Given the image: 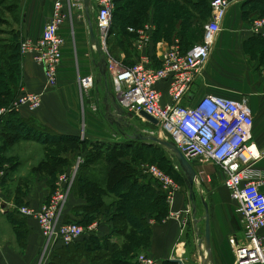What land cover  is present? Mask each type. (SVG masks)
<instances>
[{
    "label": "crops",
    "instance_id": "0c3cea01",
    "mask_svg": "<svg viewBox=\"0 0 264 264\" xmlns=\"http://www.w3.org/2000/svg\"><path fill=\"white\" fill-rule=\"evenodd\" d=\"M55 1L19 0L17 11H7L16 13L12 20L2 16L4 22L8 24L11 22L10 26L15 29L18 40L15 41V47L12 45L13 42L10 43L9 48L0 45V94L7 95L9 90H13L10 95L11 103L23 91L40 93L42 97V104L38 109L30 110L26 106H19L3 117L6 118L11 113L13 115L10 114L9 120L20 118L45 126L56 133L81 135L86 140H120L121 136L114 129L108 126V132L99 129L103 126L100 121L102 118L93 113L97 111L91 109L98 97L102 103L104 102L103 87L92 90L89 96L85 97L83 105L81 103L78 77L95 74L96 63L100 56L97 57L98 52L92 49L87 13L81 12L78 2L72 7L70 16L60 27L64 40L63 56L58 67L55 87L47 86L42 67L34 62L30 54H23L18 48L22 39H37L41 36L50 19ZM63 1L67 3L66 0ZM197 1L201 0H195ZM202 1L209 6L212 0ZM250 4L245 6L234 4L227 11L203 76L194 87L192 98L186 100L185 104L193 105L208 94L235 100L246 97L254 117L252 142L256 144L261 154L254 168L264 176V51L260 49L263 46L261 41L264 39V27L259 34L252 29L254 18L258 17L259 12H264L262 11L264 6L259 5L260 11L259 9L253 11L248 8ZM165 9L166 6H163L162 11H159L161 44L167 45L179 39L182 47H189L201 41L204 26L212 17V11L180 13L181 11H165ZM156 12L153 9L148 12L150 19L156 21ZM196 25L199 29L193 32L192 28ZM258 35L262 39L258 40ZM13 47L15 51L11 52ZM10 66L13 69L16 66L18 69L19 78L16 85L9 80ZM160 89L163 93V102H168L167 85L161 84ZM103 106L105 107L104 104ZM101 115L106 119L103 113ZM83 121H86L85 127ZM52 146L57 145H44L35 140L10 141L5 134L2 135L0 129V264H51V255L57 244L46 247L45 237L37 218L22 216L17 208L22 204H29L38 209L50 198L54 189L55 175L59 174L62 168L69 169L68 166L75 153L70 150L63 151L59 155L60 161L54 163L50 156H46L45 151ZM220 175V172L216 173L215 185L204 184L203 189L210 214L212 253L210 264H233L235 254L232 240L242 236L243 226L240 214L237 212L238 202L231 198L230 191L224 185L225 173ZM208 178L210 180L209 175ZM153 186L160 196L164 195V199H168V203L165 204V214L161 215V212H158L157 216H154L147 212L144 215L151 230L146 235V244L142 247L141 254L153 257L156 264H164L173 259L181 260L182 264H195L196 261L185 259L191 254H188L190 231L187 218V192L179 188L168 198L166 190L160 184ZM261 189L264 190V185H261ZM154 202L148 201V210L157 209L160 205L158 201ZM89 205L90 201L84 194L73 193L68 198L62 217L83 223L85 221L82 213L88 212L84 208ZM101 218L103 219L97 220L98 237L109 236L111 241L119 245L122 240L130 239L119 233L111 235L114 230L111 215L103 214ZM203 221L201 219L197 227L194 224L198 230L195 234L198 249L200 235L204 232V230L200 232L201 227L198 225ZM127 231L131 232L129 228ZM260 233L264 237V228ZM198 254L200 255V250ZM192 256L195 260V254ZM74 264H89V261L84 256ZM199 264H202V260Z\"/></svg>",
    "mask_w": 264,
    "mask_h": 264
},
{
    "label": "built area",
    "instance_id": "2783aa9c",
    "mask_svg": "<svg viewBox=\"0 0 264 264\" xmlns=\"http://www.w3.org/2000/svg\"><path fill=\"white\" fill-rule=\"evenodd\" d=\"M66 1L67 3L63 0L54 2L52 14L40 37L24 38L19 45L23 54H30L34 62L42 67L47 86L52 87L57 84L58 67L63 56L64 40L60 27L70 16L76 2L81 12L87 13L84 0ZM245 1L247 0H212V17L204 26L203 38L188 49L181 46L179 39L167 45L161 44V41L155 43L154 33L157 26L152 21L140 26H129L128 31L135 38L133 46L137 56L131 65H124L108 57L104 49L105 38L113 21L115 0H91L89 13L91 21L95 22L93 26L96 37L104 49H101L102 53L106 56L107 82L117 102L125 110V118L117 124L106 111L105 100L102 103L99 97L93 102L91 109L101 111L106 119L115 123L118 128L115 132L123 137L127 133L136 134L135 132L142 131L132 120L138 116L149 121L140 114L141 110H145L158 120V124L149 121L158 131H142L144 134L161 137L163 133L190 162L201 160L218 163L225 173L224 185L230 191L231 198L238 202L237 212L243 226L242 236L232 240L235 254L233 264H264V237L260 233L264 228V190L261 189L264 176L254 168L261 154L252 142L254 117L249 101L246 97L235 100L208 94L193 105L185 104L186 100L192 98L193 89L203 76L227 11L234 4ZM94 12L96 16L92 18ZM263 27L264 17L258 15L253 20L252 29L259 34ZM90 43L92 49L98 52L96 44L92 41ZM96 68L98 69L97 66ZM99 76V69L95 74L79 75L82 105L85 97L97 87H103L106 94L105 79L99 81ZM163 83L167 85L169 95L166 103L163 102L160 89ZM41 104L40 93L23 91L9 107L0 108V121L5 114L19 106L36 110ZM127 113H132V117L126 115ZM83 126H86L85 121ZM81 160L79 157L75 167L58 174L50 198L38 209L29 204H22L17 208L20 215L37 218L46 247L57 243L67 245L86 233L97 232V221L85 226L77 222L63 221L62 217L68 198L73 192ZM141 172L158 181L166 190L168 198L179 189L157 164H142ZM138 263L156 264V260L147 254H141Z\"/></svg>",
    "mask_w": 264,
    "mask_h": 264
},
{
    "label": "rangeland",
    "instance_id": "374dc122",
    "mask_svg": "<svg viewBox=\"0 0 264 264\" xmlns=\"http://www.w3.org/2000/svg\"><path fill=\"white\" fill-rule=\"evenodd\" d=\"M17 3V0H0V45L4 48H9L11 46V42L14 43L12 45L15 47V41L18 40V37H16L15 35V29H12L10 26L11 22L8 24L4 22L2 18V16H4L6 19L10 18V20H12L11 18H14L16 16V13H8L6 11V7L9 8V11H17ZM115 5L116 14L105 38L104 49L108 57H112L113 60L119 61L124 65H129L135 59V51L133 46L135 38L133 35L129 36L125 33L126 27L130 24L135 26L136 21H139L141 23L150 20L151 17L148 14L150 10L153 9V11H157L155 14V19L158 22V26L160 25L159 11H162L163 6H166L165 11H181L180 13H182V11H212L211 4L209 6L207 3L203 5H196L194 4V2H192V0H117ZM248 8L252 9L253 11H257L256 9H259V6L248 5ZM258 11H260V9ZM95 16L96 13L94 12L92 18H95ZM260 16L264 17V13ZM92 23L93 25H95L94 21ZM198 29L199 27L196 25L192 28V31L196 32ZM100 46L103 49L102 44H100ZM260 49L261 51H264V46H262ZM10 51H15V48ZM99 56L100 55H98L97 57ZM96 71L98 72L97 68ZM9 72L11 73V78L9 79L10 83L16 85L19 78L17 73L18 69L16 68V66L14 69L12 68V66H10ZM200 80L201 79H199V81ZM12 91L13 90H10L11 93H13ZM1 95L2 97L0 101V106L9 107L12 104V101H10V96L8 94H0V96ZM93 113L99 116L100 119L102 118V120L100 121L103 126H100L99 129H104L106 132H108V126L110 127V129H114V131H117L118 128L115 123H111L108 119L103 118V115H101V113ZM132 123H135L142 131H158L155 125H152V123H150L149 121L142 120L138 116H136L132 120ZM87 130H89V127L87 128ZM142 131H137L135 133L144 134ZM106 135L109 136L107 133ZM127 135L135 136L134 133ZM161 135L165 137L163 133ZM117 142L120 144H118ZM148 143L150 144L139 143L134 141L128 142V140H126V137L121 136L120 140H88V143L68 142L67 144L62 146H52L51 148H49V150L45 149V151L46 156H50L54 163L60 161L59 155L63 151L70 150L75 153L72 158L71 164L68 166L71 169L72 167H75L77 165L79 157H81L82 160L78 167V174L75 181L73 193L84 194L89 201H95L96 203V209H93L90 212L82 213L84 221L87 223V225L89 223L91 224L94 221H97L98 219L102 220L103 218H101V216L103 214L111 215V217L115 218L119 222L121 220V213L124 212L123 202L117 197H115L113 194H110L108 192L109 185H111L113 181L123 173H129L134 175V177L138 179L140 183H142V185L144 186H150V184L152 183L153 185H159L158 181L148 177L147 175H144L141 172L142 164H157L162 170L167 173V175L172 179L173 183L176 186L181 189H184L187 192V218L188 230L190 231V238L188 239V249H190L188 254H191L190 256H186L185 259H187V261L192 259V261H196L195 264H199L201 257L198 254L199 249L195 241V234L196 232H198V230L195 228L192 216L193 201L190 199L189 189L187 187L185 179L183 178L180 173V170L176 166V164L178 165V162L176 158L171 154V152H169L162 145L151 141H148ZM109 163L113 164L112 171H110L109 169ZM191 163L199 176V183L197 186H195V202L198 207L197 216L203 218L205 213V207L202 203L200 193L202 192L205 197V192L203 191L204 184L215 185L216 173L220 172V176H222L224 171L222 167L216 162H201V160H193ZM66 170L69 169L62 168L60 173ZM208 175L210 176V180L208 178ZM55 176L57 178L58 173ZM156 193L154 195H158V192ZM151 196L152 198H148L149 196L147 195V193H145L144 198L138 202V214L144 215L147 214V212H150V214H154V216H157L156 213L158 212H161V215L165 214V211H163L164 209H161V206H158L157 209L152 208L151 210H148V200L151 201L150 199H155L153 198L154 196L152 194ZM162 200L164 202L162 204V207H165V204L168 203V199H164V197H162ZM161 215H158V217H161ZM124 225L126 224L123 220L119 224L114 225V230L111 232V235H113L112 233H116L115 229L117 227H121L123 232L126 234L127 228L129 227L126 228ZM198 226L201 227L200 232H202L205 229V221L201 222ZM129 229L131 232L128 233H131L132 237L135 236L134 240L133 238L122 240L121 244H118V249L116 250V252H106V249L103 245H99L94 248L91 247L93 249L85 253V257L88 259L89 263L139 264L138 257L139 255H141L142 247L144 246V244H146V236H140L136 234V232L132 228ZM203 234L204 232H202L201 235L203 236ZM141 237L143 239H140ZM194 254L195 260L192 256Z\"/></svg>",
    "mask_w": 264,
    "mask_h": 264
},
{
    "label": "trees",
    "instance_id": "16d2710c",
    "mask_svg": "<svg viewBox=\"0 0 264 264\" xmlns=\"http://www.w3.org/2000/svg\"><path fill=\"white\" fill-rule=\"evenodd\" d=\"M17 1H18V3H17L16 9L18 10L19 9V0H17ZM116 1L117 0H115V3H116ZM192 2H194V4H196V5L197 4L203 5L204 4V1H202V0L197 1V2H195V0H192ZM247 4L257 5V6L263 5L264 6V0H247V1L242 3L243 6H245ZM115 10H116V5H115ZM115 10H114V16L116 14ZM6 11H9L8 7H6ZM263 13L264 12H259L260 15H263ZM114 16H113V20H114ZM149 21L154 22L157 26L156 31L154 33V42L156 43V42L161 40L159 37L158 22L155 21L154 19L153 20L150 19V20L145 21V22H149ZM145 22L140 23L139 21H136L135 26L143 25ZM136 23H140V24H136ZM129 26H134V25H131V24L127 25L125 33L128 34L129 36H131L133 34L128 31ZM202 38H203V36H202ZM257 39L260 40V39H262V37L261 36L259 37V35H258ZM261 43H263V46H264V39L261 41ZM19 45H20V43H19ZM189 47H183V48L188 49ZM134 51H135V49H134ZM136 56H137V53L135 51V59H136ZM135 59H134V61H135ZM133 62H131L129 65H131ZM8 93H9L8 95L10 96L11 95L10 90L8 91ZM11 100L12 99L10 96V101ZM10 114H8V117H6V118L3 117V120H1V122H0V124L2 126L0 128L2 135L5 134V136L10 141L35 140V141L40 142L44 145H58V144H62L65 142H78V143L79 142H81V143L87 142L88 143V140L82 139L81 135L56 133V132L48 129L45 126L44 127L39 126L35 123H30V122L25 121V120L20 119V118L19 119L12 118L11 120H9L8 118H9ZM11 115H13V114H11ZM127 134L125 135V137H126V140H128V142L134 141V142H139V143L150 144L147 141L137 139V138L132 137V136L127 135ZM90 143H92V142H90ZM118 144H120V143H118ZM110 162H111V160H110ZM108 166H109L110 171H112L113 164L109 163ZM178 169L180 170L181 175L185 179V173L182 171V169L180 167ZM76 178H77V176H76ZM55 180L56 179H54V181ZM75 181H76V179H75ZM53 184H54V182H53ZM74 186H75V182H74ZM74 186H73V192H74ZM153 187H154L153 183L150 184V186L149 185L148 186L142 185V183H140V181L138 179H136L134 177V175L129 174V173L121 174L119 177H117L113 181V183L111 185H109L108 192L110 194H113L115 197H117L118 199H120L123 202V210H124V212L121 213L122 214L121 220L119 222L115 218L112 217L113 228H114V225L119 224L123 220L126 224V225H124L126 228L131 226L133 228V230L136 232V234H138L140 236H146L148 233H150L151 229L148 226V224L144 218L145 214L139 215L137 212V208H138V202L141 201L144 198V194L147 193V195L149 196L148 198H152L151 194L154 196L153 198H155V199H150L151 201H149V200L148 201L149 202L158 201L160 204L159 206H161V209H164L163 211H165V207H162V204L164 203L163 201H161L162 195L160 196L159 193H158L159 196L154 195L157 191ZM145 188H147V189H145ZM73 192H72V194H73ZM95 205H96L95 201H90V205L85 207L84 210H87L88 212H90L93 209H96ZM63 221L76 222L74 220L73 221L72 220H66L64 218H63ZM77 223H80L83 225L85 224V226H87L86 222H83V223L77 222ZM127 230H128V228H127ZM115 231H116V234L119 233L122 235H126L127 237L133 238V240H134L135 236L132 237L131 233H128V231L125 234L121 227H117L115 229ZM140 239H143V238L141 237ZM93 243H94V245H93ZM99 245H103L104 248L106 249V252H108V251L116 252V250L118 249V244L116 242L114 243L113 241H111L109 236L98 237L96 232L95 233H86V234L82 235L77 241H75L73 243H70L67 245L62 244V243H57V245L55 246V248L52 252V255H51V264H74L81 257L86 256L85 255L86 252L91 251L94 247L99 246ZM91 247H93V248H91ZM95 249H97V248H95ZM98 257H99V255H98ZM89 264H93V263H89ZM164 264H174V263L172 261H167Z\"/></svg>",
    "mask_w": 264,
    "mask_h": 264
},
{
    "label": "water",
    "instance_id": "95a60500",
    "mask_svg": "<svg viewBox=\"0 0 264 264\" xmlns=\"http://www.w3.org/2000/svg\"><path fill=\"white\" fill-rule=\"evenodd\" d=\"M92 2L91 0H84V5L85 9L87 11V17H88V22H89V33H90V38L93 43L96 44L98 53L100 54L99 61L96 63L97 67L100 72V76L98 80L100 81L102 78L105 79V89H106V94H105V104H106V111L113 117L116 121L117 124H120L119 120H123L125 118V110L120 106V104L116 100L115 94L110 90L108 82H107V60L106 56L104 53H102V50L100 49L99 45V40L96 37V30L92 24L90 13H89V8L91 6ZM140 114L145 117L147 120L154 124H158V120L152 116L151 114L147 113L145 110H141ZM129 117H132V113H127ZM132 136V135H130ZM82 137V136H81ZM135 137L140 140L144 141H151L155 142L157 144L162 145L165 147L171 154L176 158L178 165L182 169V171L185 173V181L187 184V187L189 189V196L190 199L193 201L192 203V209H193V220L194 224L197 227V224L201 219L205 220V229H204V235L200 238L199 240V250H200V256L202 260V264H210L212 260V253H211V237H210V214H209V206L208 202L206 201V198L202 194L201 199L202 203L205 207V213L203 218L202 217H197L198 213V207L196 204V192H195V186L198 185L199 183V176L197 171L195 170L194 166L192 163L184 156V154L180 151V149L176 146V144L173 141H170L168 139H164L160 137L159 135L156 134H142V133H137L135 134ZM82 139H86L82 137ZM5 206V203L3 204ZM209 258V259H208ZM209 260V261H208ZM173 263L175 264H182V261L179 259H173Z\"/></svg>",
    "mask_w": 264,
    "mask_h": 264
},
{
    "label": "bare ground",
    "instance_id": "6f19581e",
    "mask_svg": "<svg viewBox=\"0 0 264 264\" xmlns=\"http://www.w3.org/2000/svg\"><path fill=\"white\" fill-rule=\"evenodd\" d=\"M99 47H100V49H102L101 48V46H100V43H99V45H98ZM103 50V49H102ZM162 137V136H161ZM162 138H164V139H166L165 137H162ZM193 210V209H192ZM198 217V216H197ZM205 221V220H204ZM209 259V258H208ZM209 261V260H208Z\"/></svg>",
    "mask_w": 264,
    "mask_h": 264
}]
</instances>
